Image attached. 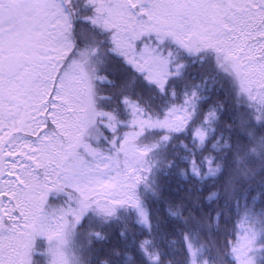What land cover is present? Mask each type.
<instances>
[{"label": "trees", "instance_id": "1", "mask_svg": "<svg viewBox=\"0 0 264 264\" xmlns=\"http://www.w3.org/2000/svg\"><path fill=\"white\" fill-rule=\"evenodd\" d=\"M63 2L72 19L70 55L86 60L90 73L87 114L93 117L83 138L120 160L121 151H134L142 167L134 192L113 194L108 211L92 206L79 216L67 213L79 212L82 196L64 185L37 196L38 213L60 216L75 236L79 256L70 264H238L242 242L250 264H264V82H249L248 89L222 63V46L196 54L169 41L161 46L172 74L154 81L135 67L113 29L91 21L95 9L86 0ZM254 5L250 33L259 37ZM219 33L230 35L227 27ZM180 115L186 120L175 124ZM141 121L146 128L136 135ZM49 128H55L51 120ZM79 154L90 158L83 146ZM15 194L8 195L14 205ZM13 211L9 223L28 221L17 205ZM46 241L37 237L40 252L33 251L30 264H49Z\"/></svg>", "mask_w": 264, "mask_h": 264}, {"label": "rangeland", "instance_id": "2", "mask_svg": "<svg viewBox=\"0 0 264 264\" xmlns=\"http://www.w3.org/2000/svg\"><path fill=\"white\" fill-rule=\"evenodd\" d=\"M63 1L13 0L14 6L7 10L6 16H19L25 23L19 30V35L14 34L6 47L11 49L10 55L13 58L22 47L34 48L38 64H51L47 60L41 61L39 57L42 55L56 57L57 69L63 76V83L57 79L56 85L64 97L57 102L59 107L56 109V119L64 125L63 131L72 133L81 128L87 129L92 123L89 121L93 112L89 111L87 114L90 110L87 99L90 73L87 74L83 67L86 60L78 61L75 56L70 55L74 51V42L69 37L72 19ZM86 3L95 9L89 16L91 21L113 29L114 40L116 39L135 67L154 81L162 82L172 74L169 68L171 59L168 55L164 56V48L158 42L157 32L149 29L154 26L162 27L160 35H165L170 24L180 21L183 28L191 29L193 33L188 47L175 42L172 36H165L167 41L196 54L222 46L225 55L222 63L226 68L235 69L241 80L248 83V89L249 82H264V10L260 7L263 0H141L145 10L140 14L131 8L129 0H86ZM254 4L258 7L255 17L260 21L256 28V31H260V38L257 34L250 33L252 24L255 28V18H251L253 13L250 11L255 7ZM224 27L228 28L229 36L219 33ZM148 30L149 33L146 32ZM238 32V39L231 40V36H237ZM236 52L242 54L237 56ZM231 53L234 56L231 57ZM186 118L176 116L174 123H183ZM144 123L146 124L141 121L136 135L145 130ZM67 140V135L63 139L54 138L45 149L44 161L50 165L49 169L55 167L56 161L62 156V148ZM83 140L91 144L84 138ZM16 143L19 144L20 141L17 140ZM94 149L98 151L89 152L85 149L90 157L85 159L79 154L78 147L76 157L72 158L71 166L64 173L69 180L63 182V187H73L82 196V201L78 204L79 212L71 208L67 211L75 216L84 212V208L92 206L102 211L110 210L116 204L113 202V194L120 198L131 194L136 187V179L142 176V167L139 165L141 157L135 155L134 151L130 154L121 151L120 160L106 151ZM53 150L58 152L57 156L51 153ZM81 158L85 163H80ZM29 181L23 192L15 194L16 205L25 213L29 222L36 223L32 225L17 217L9 223L8 217L14 216L13 210L16 206L9 203L10 200H5V210L0 211V244L6 248L11 264L32 262L33 251L40 252L35 248L37 237L48 239L45 242V257L49 264H70L71 257L78 260L75 236L62 228L63 218H50L37 211V196L43 195L44 189L51 191L52 186L60 185L48 181L42 187L38 180L29 178ZM11 187L15 188L16 185ZM53 211L55 208H52ZM29 217H33V220ZM64 224L67 226L68 221ZM236 256L238 264H250L247 243L242 242L237 246Z\"/></svg>", "mask_w": 264, "mask_h": 264}, {"label": "snow or ice", "instance_id": "3", "mask_svg": "<svg viewBox=\"0 0 264 264\" xmlns=\"http://www.w3.org/2000/svg\"><path fill=\"white\" fill-rule=\"evenodd\" d=\"M129 3L137 14L144 12L145 6L141 0H129ZM13 6V0H0V211L5 210L8 195L24 191L29 178L46 185L55 177L53 183L63 185L64 181L69 180L64 173L81 145L89 152L98 151L83 140L84 128L66 133L63 131L64 125L56 119L57 102L64 99L56 86L57 79L63 83V76L55 63L56 57L42 55L39 59L51 64H38L35 49L30 47L20 48L14 58L10 55L11 49L6 45L14 34L19 35L25 23L19 16H6L7 10ZM260 7L264 10V3ZM149 18H153L151 14ZM149 30L157 32L161 44L167 42L165 36H172L175 42L188 47V42L193 38L192 30L183 28L180 21L170 24L165 35H160L162 27L154 26ZM50 120L55 125L54 129L49 128ZM65 135L68 140L63 145L62 156L55 167L47 168L45 149L54 138ZM80 163H85L82 158ZM41 168L45 169L42 173ZM11 185L16 187L12 188ZM0 264H11L3 244H0Z\"/></svg>", "mask_w": 264, "mask_h": 264}, {"label": "flooded vegetation", "instance_id": "4", "mask_svg": "<svg viewBox=\"0 0 264 264\" xmlns=\"http://www.w3.org/2000/svg\"><path fill=\"white\" fill-rule=\"evenodd\" d=\"M148 1V0H147ZM264 1V0H263Z\"/></svg>", "mask_w": 264, "mask_h": 264}]
</instances>
